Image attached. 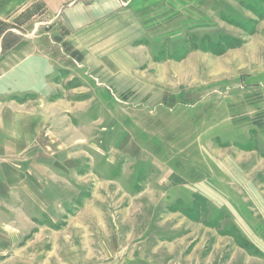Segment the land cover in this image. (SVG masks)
<instances>
[{"label":"rangeland","instance_id":"obj_1","mask_svg":"<svg viewBox=\"0 0 264 264\" xmlns=\"http://www.w3.org/2000/svg\"><path fill=\"white\" fill-rule=\"evenodd\" d=\"M90 1L0 23V264H264V0Z\"/></svg>","mask_w":264,"mask_h":264},{"label":"crops","instance_id":"obj_2","mask_svg":"<svg viewBox=\"0 0 264 264\" xmlns=\"http://www.w3.org/2000/svg\"><path fill=\"white\" fill-rule=\"evenodd\" d=\"M15 1H18V0H15ZM15 1L9 0V1H4L2 3L0 2V23L1 21H3L2 19L4 20L7 19L8 17H10V15L13 12L16 11V8L18 6L14 9L15 11L11 7V5L14 4ZM23 2L26 4V7H25L26 10L35 8L34 6L38 4L37 7H40V6L43 7L45 14L49 15L52 20H56L57 22L62 23L66 28H69L67 24L64 22V20L60 17V15L64 13L63 9L71 7V5H67V4L69 2H73V0H22L21 3ZM93 4H95V0H91L89 2V6H87L89 8L90 15L92 12L91 6ZM87 14H88V11L85 10V12L83 13V16ZM19 15H21V11L18 12L17 14L15 13V17L16 16L18 17ZM2 43H6V40H3L0 38V46L2 45ZM3 58L5 57L0 55V72L2 71L1 64L3 62ZM25 73H27V75L25 74L24 76H26L28 83H32V80L29 77L31 76L30 74H32V72L28 73V71H26ZM3 74H6V76L9 75V78H11L12 80L9 78L2 79V73H1L0 74V88H1V85H6L9 88V90H11V88L13 87L17 88V83L13 79L14 77H17V76H14V71H11V70L6 71ZM40 74L41 75L45 74L44 70H42ZM6 109H8V107ZM0 111H1V108H0ZM4 115H5V121L1 122V118H0V153H2L3 151L6 153L16 152L18 149V132L16 131V128H15V131H10V130H5L6 132L2 131L3 123L5 122V126L8 127L7 125L8 120L11 119L10 111L5 112ZM11 127H16V124L11 125Z\"/></svg>","mask_w":264,"mask_h":264}]
</instances>
